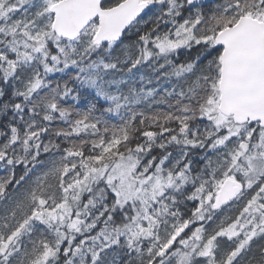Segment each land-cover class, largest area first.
<instances>
[{
  "label": "snow or ice",
  "instance_id": "6c2138e0",
  "mask_svg": "<svg viewBox=\"0 0 264 264\" xmlns=\"http://www.w3.org/2000/svg\"><path fill=\"white\" fill-rule=\"evenodd\" d=\"M0 264H264V0H0Z\"/></svg>",
  "mask_w": 264,
  "mask_h": 264
}]
</instances>
